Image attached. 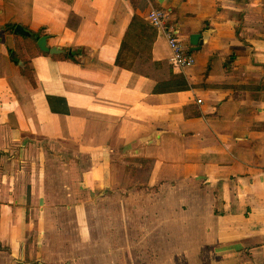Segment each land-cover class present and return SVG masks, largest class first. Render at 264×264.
<instances>
[{
	"label": "crops",
	"instance_id": "1",
	"mask_svg": "<svg viewBox=\"0 0 264 264\" xmlns=\"http://www.w3.org/2000/svg\"><path fill=\"white\" fill-rule=\"evenodd\" d=\"M131 2L133 31L129 0H0V246L9 250L0 256L34 229L39 244L55 245L44 234L63 227L49 226L45 212L83 213L77 178L89 191L139 185L151 222L137 215L133 227L157 253L167 245L169 260L264 264V0ZM152 9L178 28L193 68L168 64L165 39L147 22ZM9 26L45 36L60 54ZM144 52L146 68L170 69L187 88H160L173 77L117 64L119 54ZM133 220H113L121 242Z\"/></svg>",
	"mask_w": 264,
	"mask_h": 264
},
{
	"label": "rangeland",
	"instance_id": "2",
	"mask_svg": "<svg viewBox=\"0 0 264 264\" xmlns=\"http://www.w3.org/2000/svg\"><path fill=\"white\" fill-rule=\"evenodd\" d=\"M140 34L143 36L138 39L140 44L143 47L149 46L152 31L144 23L140 27ZM145 73L160 79L170 77L166 69L154 72L152 68H149ZM82 183L84 185L83 180L78 181L76 178V191L79 194L76 204L82 205L83 213L71 211L72 220L68 218V213L66 216L57 214L50 212V208L45 212L49 226L63 227L60 230L49 228L44 234L48 242H55L54 246L39 244L41 230L34 229L31 232H25L26 236L23 235V238L19 240L21 242L13 250L11 249L10 254L6 253L10 260L8 256H0V264H195L188 260H169L167 245L163 246L164 253L159 254L155 251V246L142 242L139 238L141 232H137L133 227V224L137 222V215L139 221L145 220L144 224L151 222L149 214L142 212L140 208L142 204L137 198L139 192H136L142 189L139 185L128 181L117 186L116 192L113 193L105 190L99 183L94 190L92 188L89 191L87 187L82 186ZM121 189L131 193L124 195ZM125 209L127 212L133 211L128 215L134 216V220L125 225L131 229L128 232L131 239L121 242L119 239L120 225L115 224L113 220L115 217L119 218L120 215L128 216L125 213L120 214V211H125ZM41 214V220L44 222V214ZM138 233L139 236H137ZM144 234L147 238H153L155 229L151 226L145 228Z\"/></svg>",
	"mask_w": 264,
	"mask_h": 264
},
{
	"label": "built area",
	"instance_id": "3",
	"mask_svg": "<svg viewBox=\"0 0 264 264\" xmlns=\"http://www.w3.org/2000/svg\"><path fill=\"white\" fill-rule=\"evenodd\" d=\"M168 15L161 10L152 9L147 15V22L163 35L169 50L168 64L175 70L193 68L195 63L191 55L187 54L180 40L179 30L176 26L169 24ZM200 103V101H199Z\"/></svg>",
	"mask_w": 264,
	"mask_h": 264
},
{
	"label": "trees",
	"instance_id": "4",
	"mask_svg": "<svg viewBox=\"0 0 264 264\" xmlns=\"http://www.w3.org/2000/svg\"><path fill=\"white\" fill-rule=\"evenodd\" d=\"M129 2H130V7H131L132 11H134L133 18H132V21H133L132 31H133V27H135L137 21L140 22V20H139L138 16L135 15V11H136L135 5H133L131 0H129ZM135 28H138V24H137V26ZM14 29H15V26H9L8 27V30L10 32H12V33L14 32ZM27 32L31 36V37H29V39L32 41L33 45H34L35 42L37 43V41L40 38L39 34L37 35V34H34L32 32H29V31H27ZM130 32L131 31L128 32V36H130V34H129ZM16 37H18V36L16 35ZM29 39L27 37L24 38L25 41H28ZM18 47H19V43L16 44V49ZM127 56L128 57H125V56H123V54H119L118 55L117 64H118V66L120 68H122L123 70L129 71V72H136V73L146 74L145 70L148 69V68H146V66H148V63H151V59L149 58L147 52H144L143 54L128 53ZM137 60L139 62H143L144 63V67H141L140 69H136L135 68V63H136ZM127 63H129V66H127ZM157 66L161 67L160 64H155V67H157ZM168 73H169L170 77H173L170 69L168 70ZM160 88L182 90V89H186L187 86H186V83L184 82V80L180 76H174L173 77V82L169 83L166 86L160 85ZM0 251L8 252L9 250H8V248H5V250H3V248H1V246H0Z\"/></svg>",
	"mask_w": 264,
	"mask_h": 264
},
{
	"label": "water",
	"instance_id": "5",
	"mask_svg": "<svg viewBox=\"0 0 264 264\" xmlns=\"http://www.w3.org/2000/svg\"><path fill=\"white\" fill-rule=\"evenodd\" d=\"M15 33L20 35V36H29V34H27L24 29L20 28V27H16L15 29ZM201 36L199 34H194V35H190L189 36V46L191 48H194V50L197 49L198 44H202V41H200ZM47 39L45 36L40 37L39 40L37 41V48L40 52L45 53V54H49V55H58L60 54L59 51L57 49H50L47 47L46 45Z\"/></svg>",
	"mask_w": 264,
	"mask_h": 264
}]
</instances>
